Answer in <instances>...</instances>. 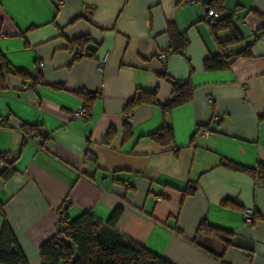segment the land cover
Instances as JSON below:
<instances>
[{"label": "crops", "instance_id": "obj_1", "mask_svg": "<svg viewBox=\"0 0 264 264\" xmlns=\"http://www.w3.org/2000/svg\"><path fill=\"white\" fill-rule=\"evenodd\" d=\"M211 3L0 0V52L12 71L0 78V172L14 169L7 180L0 173V229L5 220L28 264H40V245L64 217L88 211L104 222L116 208V230L172 264H264V180L224 164L264 166V0H222L214 31ZM170 26L186 44L161 60ZM79 37L91 55L68 47ZM244 49L222 69L203 66ZM168 78L188 81L192 97L164 111ZM142 91L157 104L137 105L127 123L126 104ZM86 105L87 118H74ZM164 126L171 140L149 137ZM203 219L231 244L209 239L210 254L193 243Z\"/></svg>", "mask_w": 264, "mask_h": 264}, {"label": "trees", "instance_id": "obj_2", "mask_svg": "<svg viewBox=\"0 0 264 264\" xmlns=\"http://www.w3.org/2000/svg\"><path fill=\"white\" fill-rule=\"evenodd\" d=\"M210 8H214L218 12L222 8V0H212V3L208 5V9L214 10ZM217 21L210 24L213 31V25ZM168 30L170 33V48L167 50L170 53L181 52L186 44L184 34L171 26ZM260 30L264 31V25H262ZM87 41L86 37H79L70 41L68 47L72 50L76 48L83 49ZM89 54L91 55L92 52H87V55ZM247 54L248 49H244L234 54L210 56L204 59L203 66L208 70L222 69L228 66L234 57ZM8 72L12 71L0 52V78ZM13 73L22 78L26 76L21 71L15 70ZM168 82L171 85V96L165 104L161 105L164 111H169L174 106L188 102L192 97V86L188 81L181 82L168 78ZM78 94L88 104L94 99V95L86 90H80ZM143 103L157 104L156 92L142 91L127 102L124 112L131 114L137 105ZM88 107L89 105L85 107L87 114ZM22 129L25 135L32 134L35 137H39L38 143L42 146L49 138L48 135L41 134L37 127L33 125H24ZM149 137L165 143L167 140L172 139L170 127L164 126ZM0 160L4 162L3 155H0ZM224 164L233 170L256 175L258 181L264 180V166L250 168L231 161H225ZM0 173L4 180L9 179L14 174L12 163L6 164ZM188 192H192V189L189 188ZM228 201L230 200L223 199L222 203L225 204ZM119 216L120 209L116 208L104 222L97 221L88 211H84L72 219L64 217L57 226L56 232L40 245V264H172L118 232L116 223ZM201 238H204L203 241H199ZM212 238L222 242L224 247L231 244L229 232L216 228L203 219L198 224L191 241L208 253L214 254L209 243V239ZM0 264H28L27 258L19 249L16 238L5 220L0 229Z\"/></svg>", "mask_w": 264, "mask_h": 264}, {"label": "built area", "instance_id": "obj_3", "mask_svg": "<svg viewBox=\"0 0 264 264\" xmlns=\"http://www.w3.org/2000/svg\"><path fill=\"white\" fill-rule=\"evenodd\" d=\"M197 0H187V2H190V3H194L196 2ZM220 18V15L218 12L214 11V10H207L206 11V20L208 21L209 24H212L214 23L215 21H217L218 19ZM76 53L79 54V55H86L87 52L83 49H78L76 48L75 49ZM170 55V51L168 50H164L162 52H160L157 57L161 60H166ZM103 66V62H101L99 64V67L102 68ZM125 120L127 123H131L132 122V115L131 114H127L125 113ZM73 117L74 118H80V119H86L87 118V111L85 109V107H81L80 109L76 110L73 112ZM219 120L218 117H214V122H217ZM0 164H1V160H0ZM260 183V182H258ZM252 209L248 208V209H245L244 212H243V220L244 221H249L251 219V216H252Z\"/></svg>", "mask_w": 264, "mask_h": 264}, {"label": "water", "instance_id": "obj_4", "mask_svg": "<svg viewBox=\"0 0 264 264\" xmlns=\"http://www.w3.org/2000/svg\"><path fill=\"white\" fill-rule=\"evenodd\" d=\"M64 208H65V206H64Z\"/></svg>", "mask_w": 264, "mask_h": 264}]
</instances>
